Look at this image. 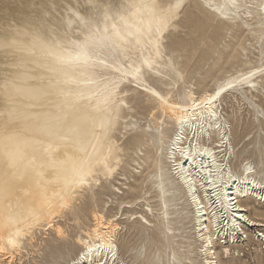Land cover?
I'll list each match as a JSON object with an SVG mask.
<instances>
[{
  "label": "bare ground",
  "instance_id": "obj_1",
  "mask_svg": "<svg viewBox=\"0 0 264 264\" xmlns=\"http://www.w3.org/2000/svg\"><path fill=\"white\" fill-rule=\"evenodd\" d=\"M161 2L172 9L173 19L156 33L148 10L131 5ZM234 2L239 10L232 7L233 0H0V171L14 174L10 194L0 201V264H13L40 229L67 238L55 219L73 213L84 192L94 196L95 186L110 182L123 163L114 130L131 116V104L144 106L143 100L152 105L156 128L166 120L175 127L167 146L163 128L154 135L156 152L160 150L169 167L161 165L149 182L161 215L156 226L171 247L170 255L156 260L218 264L214 237L228 254L238 233L245 234L244 227H264V209L250 206L251 200L264 205V172H246L249 162L240 164L239 173L231 169L219 110L227 93H260L264 64L246 68L250 59L240 53L238 68L211 90L189 89L178 99L171 89H161L162 84H176L201 44L204 50L212 48L224 30L239 27L240 21L251 25L246 18L255 19L253 8L259 19L251 31L264 33V0ZM221 13L232 18L225 20ZM149 28L158 36V47L136 43ZM85 43L88 63L76 59ZM173 45L181 59L166 51ZM249 73L255 75L244 81ZM221 87L225 90L211 106L193 107L194 101L215 95ZM69 92L71 97L65 95ZM5 152L15 154V167L7 169ZM82 169L88 174L81 184ZM210 178L215 187L208 184ZM185 209L191 214L184 215ZM249 209L253 217L246 214ZM148 211L153 214L151 207ZM91 217L92 227L75 238L81 251L58 264L118 263L117 219L99 210ZM137 217L145 229L150 226L145 215ZM184 220L194 228L186 245L198 244L200 261L195 262L197 255L179 252L184 245L176 237L183 239ZM10 238L14 245L8 244Z\"/></svg>",
  "mask_w": 264,
  "mask_h": 264
},
{
  "label": "rangeland",
  "instance_id": "obj_2",
  "mask_svg": "<svg viewBox=\"0 0 264 264\" xmlns=\"http://www.w3.org/2000/svg\"><path fill=\"white\" fill-rule=\"evenodd\" d=\"M252 13L255 16L254 20H258L255 8ZM246 19L251 25L240 21L239 27L224 30L215 40V45L205 49L207 53L203 49L204 45L201 44L196 52H193L194 54L191 53L193 56L190 66L181 68L182 76L176 77V84L171 86L162 84L161 89H171L178 99L184 98L189 89L196 92L211 90L219 78L238 68L240 53H246L250 59L246 68L261 67L264 64V43L259 33L251 31V28L255 27V24H252L254 20ZM179 36H182L181 31ZM176 46L173 45L166 51L181 59V51ZM243 48L245 50H242ZM233 57L235 59L231 63ZM144 78L148 83H153L147 75ZM259 83L261 88L257 96L250 97L246 92L235 90L224 95L219 105L220 118L229 140V145L226 147L228 155H231L229 165L238 173L240 164L246 162L251 166L255 162L258 170L261 157L264 156V76ZM142 103L144 106H136L132 103L128 110L131 116L114 130L118 144L123 148V163L109 180L110 182L95 186L94 196L84 192L74 202L73 213L67 211L62 217L55 219L63 228L67 238L58 239L53 230L40 229L35 232L31 243H24L22 256L16 255L13 264H53L54 262L58 264L75 257L81 251V246L75 242L76 235H83L84 230L92 227L91 215L97 210L117 219L119 223L115 238L119 255L117 264H137V261L139 264H163L156 259L158 256L170 255L171 247L167 239L159 234L156 226L161 215L158 197L149 181L151 175L161 165H165L164 169L169 167L164 157L160 155V150L156 152L158 143L154 135L163 128L165 146H167L175 127L171 121L166 120L165 124L156 128L155 120L151 118L152 105L145 100ZM129 121L131 123L127 124ZM210 137L211 140L215 139L213 134ZM204 142H208L206 137ZM261 205L263 204L250 201V206L264 209V205L263 207ZM148 207L152 208V215ZM187 211L188 209L184 210V215L191 214L186 213ZM132 214L145 215L151 222L150 226L145 229L139 222L141 219L139 217L134 219ZM246 214L253 217L251 209ZM181 230L183 239L181 240V237L176 239L183 241L184 246L179 252L192 258L197 255L196 253L199 254L198 244L187 247L185 241L192 240L194 236L193 224L184 220ZM243 231L245 234L238 233L237 243L230 245L228 254L221 251L219 239L213 238L218 264H264V227L249 226L244 227ZM201 258L197 255L195 262L200 261ZM182 262L191 264L185 260Z\"/></svg>",
  "mask_w": 264,
  "mask_h": 264
},
{
  "label": "snow or ice",
  "instance_id": "obj_3",
  "mask_svg": "<svg viewBox=\"0 0 264 264\" xmlns=\"http://www.w3.org/2000/svg\"><path fill=\"white\" fill-rule=\"evenodd\" d=\"M132 7H143L144 9L148 10V12L150 13L151 17L153 18L154 23L157 25L156 27V33H160L162 31V29L164 27H166L171 20L173 19V12L171 8H165L163 2L160 3L159 6H153V5H149L147 3H144L142 5H131ZM210 6V5H205ZM232 7L237 8V10H239V6L234 2L232 3ZM221 15L223 16V19L228 20L231 19L232 16L226 15L221 13ZM234 15V14H233ZM262 27H264V25H262ZM131 35V33H130ZM261 41L262 43H264V33L261 34ZM136 43L139 45L141 43H144L148 46L153 45L154 43L157 45L158 47V36L154 35L151 28H149L148 32L145 33H141L139 36H137L136 38ZM81 48V53L77 55L76 59L79 61L81 59H83V61L85 63L89 62L90 56L89 53L87 51V43L80 45L79 46ZM99 64H103L105 66L106 63L103 59H99L98 60ZM145 63H149V61H145ZM150 66V63H149ZM255 75V73H249L248 77H242V79L244 81H247L248 79L251 78V76ZM68 83H70L71 81H66ZM233 84L231 82L227 83V88H232ZM225 89L223 87H221L218 91H216L215 95L209 97V98H205L200 100L198 103L197 102H193V107H197V106H211L212 103L214 101H216V99L221 95V93L224 91ZM114 91V89H113ZM154 95L156 93H153ZM66 96L71 97L72 93H66ZM112 95V93H109V97ZM66 102H70V101H66ZM4 139L6 140H10L11 137H5ZM4 155L7 157V169H11L13 167H15V161H16V156L14 153L11 152H5ZM257 168L255 167V162H253L252 166H248L246 169V172H254L256 171ZM259 170L261 172H264V156L261 157V160L259 162ZM88 172L85 170H81V178L79 180V183H84V177L87 176ZM209 175L211 177V171L209 172ZM14 174L9 175L7 170L4 171H0V201L6 199L8 197V195L10 194V190H11V181L13 178ZM208 184L212 187H215L214 181L213 179H209L208 180ZM8 244L10 245H14L15 244V240L13 239H9L8 240ZM137 264H139V261H137ZM172 264H179V262L175 259V257H173L172 260Z\"/></svg>",
  "mask_w": 264,
  "mask_h": 264
}]
</instances>
